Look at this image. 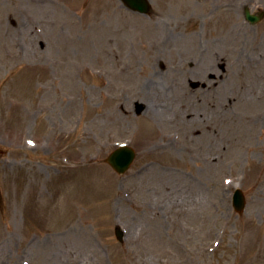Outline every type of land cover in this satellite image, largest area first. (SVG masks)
<instances>
[{
  "label": "rangeland",
  "instance_id": "rangeland-1",
  "mask_svg": "<svg viewBox=\"0 0 264 264\" xmlns=\"http://www.w3.org/2000/svg\"><path fill=\"white\" fill-rule=\"evenodd\" d=\"M150 2L0 0V264H264V0Z\"/></svg>",
  "mask_w": 264,
  "mask_h": 264
},
{
  "label": "water",
  "instance_id": "water-1",
  "mask_svg": "<svg viewBox=\"0 0 264 264\" xmlns=\"http://www.w3.org/2000/svg\"><path fill=\"white\" fill-rule=\"evenodd\" d=\"M122 3L134 12L149 16L151 14V5L148 0H121ZM264 18V13L260 16L251 15L246 10V19L252 24L260 22ZM136 153L127 146H122L116 149L107 159V163L119 174H124L131 166L135 159ZM236 205L238 210L244 208V199L241 192L236 194ZM118 238L121 236L118 234Z\"/></svg>",
  "mask_w": 264,
  "mask_h": 264
},
{
  "label": "bare ground",
  "instance_id": "bare-ground-1",
  "mask_svg": "<svg viewBox=\"0 0 264 264\" xmlns=\"http://www.w3.org/2000/svg\"><path fill=\"white\" fill-rule=\"evenodd\" d=\"M147 108H148V107H147ZM153 110H154V111L156 110V105H154V104H152V105L150 106V111L152 112ZM79 238L81 239L82 236H80ZM49 248L52 249V247H50V246L48 247V249H49Z\"/></svg>",
  "mask_w": 264,
  "mask_h": 264
}]
</instances>
